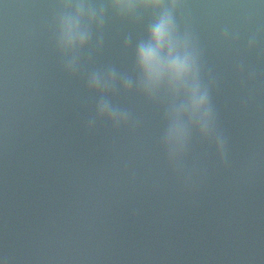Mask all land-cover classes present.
Listing matches in <instances>:
<instances>
[{"label":"water","instance_id":"obj_1","mask_svg":"<svg viewBox=\"0 0 264 264\" xmlns=\"http://www.w3.org/2000/svg\"><path fill=\"white\" fill-rule=\"evenodd\" d=\"M61 0H0V264H264V0H183L224 159L185 89L136 88L152 13L111 0L74 73L55 46ZM170 2V0H169ZM115 69L119 127L95 120L93 72ZM166 113L169 119H166ZM95 120L90 127L89 122ZM188 143L180 168L162 145Z\"/></svg>","mask_w":264,"mask_h":264},{"label":"clouds","instance_id":"obj_2","mask_svg":"<svg viewBox=\"0 0 264 264\" xmlns=\"http://www.w3.org/2000/svg\"><path fill=\"white\" fill-rule=\"evenodd\" d=\"M183 0H111L112 10L123 19L136 18L143 13H152L146 35L136 44L134 71L136 88L149 100L157 99L158 90L185 89L190 93L194 111L200 114L203 128L200 136L216 146L224 159L225 141L217 134L216 117L211 104L209 89L201 78V57L194 39L187 33L181 35L175 22V12ZM60 11L55 22V46L65 60V69L74 73L79 54L92 39V27L102 29L104 7L99 9L86 0H61ZM131 92L133 79L122 75L117 79L115 69L93 72L87 81L90 91L99 94L95 109V120L108 121L115 127L129 123V113L114 106L108 99L117 86ZM166 119H169L166 113ZM95 120L89 122L91 127ZM162 145L168 161L177 169L188 143L173 144L167 131Z\"/></svg>","mask_w":264,"mask_h":264}]
</instances>
